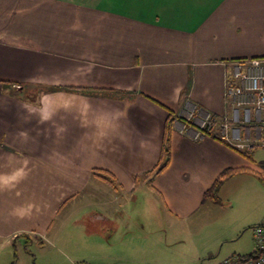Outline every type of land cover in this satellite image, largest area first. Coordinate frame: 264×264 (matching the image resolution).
<instances>
[{"label": "crops", "instance_id": "1", "mask_svg": "<svg viewBox=\"0 0 264 264\" xmlns=\"http://www.w3.org/2000/svg\"><path fill=\"white\" fill-rule=\"evenodd\" d=\"M252 58H264V0H0V264H18L24 245L37 246V262H87L91 239L145 232L152 215L159 232L169 223L188 236L180 256L164 257L161 235L157 254L123 239L117 264L247 255L246 222L221 195L264 175L247 157L264 131L254 122L248 138L227 94L234 64ZM170 115L173 155L154 176ZM229 170L240 172L207 197ZM211 226L224 228L202 235Z\"/></svg>", "mask_w": 264, "mask_h": 264}, {"label": "rangeland", "instance_id": "2", "mask_svg": "<svg viewBox=\"0 0 264 264\" xmlns=\"http://www.w3.org/2000/svg\"><path fill=\"white\" fill-rule=\"evenodd\" d=\"M199 124L204 126V124L201 122H199ZM253 161H255V169L258 168V171H261L262 167L260 164L264 163V148L258 147L256 149L253 154ZM138 191L147 192L148 189L144 188V186L141 184V186L138 188ZM223 191L224 192L221 196L224 208L231 210L233 219L245 220L246 222V226L242 230L243 239L241 244L244 248L248 249V251L245 250L243 252L244 254L248 255L252 253L254 249L252 240V227L259 225L264 221V175L259 172L244 174L242 177L227 183L226 189L224 188ZM146 198H148L147 195L138 202L137 207L135 208L136 214L142 213L143 208H146V206L149 207L151 205V203H147ZM152 201L154 200L152 199ZM145 219L148 221V224L145 225V232L135 227L130 230L122 231L120 228L118 232L111 234V237H107L102 241L98 238L91 239L89 243L94 247L91 248V251L89 252V259L87 262H79L77 264H117L116 260L114 259L119 253L117 254L116 252H121V250L124 249L118 250L115 245L123 239L135 242L137 250L145 248V245L141 243L142 241H149L151 243L149 246L146 245V249L150 248L151 253L157 254L154 252V250L155 246L158 244L157 242L159 241V235L162 237L160 240L162 243L164 242L165 245L166 243L171 244L170 248L164 252V257L178 258L180 256V252L178 251L179 249H182V247H180V241L181 239L188 240V236H177L175 228L169 223L162 227L159 232L156 230L157 222L153 215L152 217H145ZM205 228L206 229L202 232V235H206L208 232L216 233L217 231L221 233V230L224 227L220 228L219 226H211ZM146 237H149L150 239ZM99 243H102L103 245L107 243L108 246L104 248H98ZM59 248L62 249V245L60 243H50L46 245L44 250L51 249L58 253ZM227 248L228 247H226L225 250ZM229 248L231 249L232 247ZM15 250L19 258L18 264H76L73 263L72 260L68 261L67 259L63 258L60 260L57 259L55 262H49V260L47 261L44 259L42 255L39 256L37 262L36 255L39 254L40 251L37 246H30L29 248H26L25 245L23 247L18 246V248H15Z\"/></svg>", "mask_w": 264, "mask_h": 264}, {"label": "built area", "instance_id": "3", "mask_svg": "<svg viewBox=\"0 0 264 264\" xmlns=\"http://www.w3.org/2000/svg\"><path fill=\"white\" fill-rule=\"evenodd\" d=\"M227 94L230 97L235 117L239 119V110H245L247 123L246 135L251 137L252 124L257 137L262 138L264 131V58H252L234 64L233 75L227 80ZM209 121L205 119L204 125ZM213 126V123H211ZM264 146V140L260 142ZM243 147V145H240ZM254 250L251 254H233L222 264H264V223L253 228Z\"/></svg>", "mask_w": 264, "mask_h": 264}, {"label": "trees", "instance_id": "4", "mask_svg": "<svg viewBox=\"0 0 264 264\" xmlns=\"http://www.w3.org/2000/svg\"><path fill=\"white\" fill-rule=\"evenodd\" d=\"M174 119L173 116L170 115L168 121H167V126H166V130H165V141H164V147L162 150V154H161V159L159 161V163L157 164V166L155 167L154 171L152 173H154V176H158L159 174L163 173L170 165L171 162V158L173 155V149H172V138L175 134V130H174ZM208 127V126H207ZM205 127L202 132L205 134H211L210 130H208V128ZM250 160H253V155H248L247 156ZM240 171H236V170H229L225 173H223L213 184V186L211 187V189L206 193L207 197H211L213 199H216L218 197L219 191L222 187V185L229 180L230 178H232L233 176L236 175V173H239ZM103 180L105 182H107L108 184L112 185V182L106 178H103Z\"/></svg>", "mask_w": 264, "mask_h": 264}]
</instances>
